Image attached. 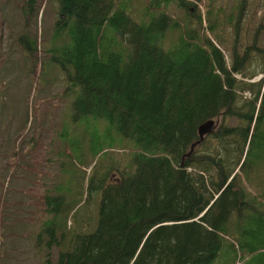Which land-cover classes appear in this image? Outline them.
I'll use <instances>...</instances> for the list:
<instances>
[{
  "label": "trees",
  "instance_id": "obj_1",
  "mask_svg": "<svg viewBox=\"0 0 264 264\" xmlns=\"http://www.w3.org/2000/svg\"><path fill=\"white\" fill-rule=\"evenodd\" d=\"M52 1L58 14L45 37L30 29L42 22L44 0L15 5L29 90L63 83L57 107L71 98L74 121L103 120L130 146L109 149L99 170L98 162L83 170L75 191L67 187L73 177L63 178L43 195L48 218L37 235L51 250L61 248L75 207L97 208L95 219L86 214L69 231L57 262L47 255L44 264H264V77L254 80L264 74V9L256 4L248 15L250 0H232L225 13L215 0L206 9L139 0L134 15L131 0ZM226 32H234L232 44ZM6 60L0 50V123L11 110L3 76L13 61ZM40 111L26 134L14 128L7 139L0 127V160L21 158L27 181L50 174L48 155L57 163L75 146L64 139L55 146L62 133L48 131L58 121ZM209 120L215 131L200 140L198 127ZM114 152L132 157L120 168Z\"/></svg>",
  "mask_w": 264,
  "mask_h": 264
},
{
  "label": "rangeland",
  "instance_id": "obj_2",
  "mask_svg": "<svg viewBox=\"0 0 264 264\" xmlns=\"http://www.w3.org/2000/svg\"><path fill=\"white\" fill-rule=\"evenodd\" d=\"M140 1L145 4L147 0ZM190 1L196 3L202 9H206L205 4L207 0L200 3L197 0ZM231 1L232 0H215L214 4L216 6L224 5L226 8L223 12L225 13L229 11L228 8L231 6ZM136 2L138 3L139 0H131V5L133 4V6H130V8H133L131 9L134 15H138L141 8V4L139 3L137 5ZM11 3L13 4L10 5ZM17 3L18 0H0V33L2 38L0 50L5 58L8 59L6 62L13 61V65L9 69L12 73L4 74L3 76L4 86L8 87L7 93L11 94L7 97L6 100L8 101L5 104L11 110L9 112L6 111V115L2 116L0 127L5 128V131H7V139L11 136L14 128H21V134H26L27 128L31 126V123L34 124V127L36 126L35 123L39 116L43 115L40 109L42 110L45 106L46 111H48L46 118L53 119L54 122L58 121L57 128L52 125L48 131V135L52 137L56 130L62 133L57 140H54L55 146L59 145L62 139L67 141V146H69V143H74L75 146L67 148V151L63 152L60 157H58L57 163L52 154L48 155L47 159H51L52 162H49L47 159L43 161L44 163L47 162L44 168H46L50 174L45 178L43 175L38 174L33 176L30 181L26 180L25 171H22V167L19 166L23 162L20 160L21 158L17 159V157L13 159L10 155L2 156L0 160V264H44L47 255H50L53 262H57L56 258L58 252L66 248V245L69 244V238H71L69 231H73V226L76 224H78L80 228L81 219H83L86 214L91 215V212H94L97 208L94 204L87 207L90 208L88 211L85 205L84 207L82 205L75 207L73 212L78 213L74 214L72 220H67L68 226H66V234L64 231L66 236L64 237L61 248L53 245L51 250L50 245L48 246L44 240L38 241L37 235L41 229L40 222L48 218L47 213L43 210V195L46 194V191L51 193L52 189L55 188L59 181L63 182V178L73 177L72 182H68L69 185L72 184L73 188L69 189V185H67V187L69 192H71V190L75 191V188L78 186V182H75V178L81 175L80 173H82L83 170L97 162L99 170V165L105 162L107 156H109V153H107L109 149L117 151L119 149H129L130 141L121 136L118 140L117 136L110 132V128L106 131L107 123L103 120L94 117L91 118V116H89L81 119V121H74L72 118L73 110H70L71 98L63 101V108L60 106L57 107L56 105L61 99V95L59 94L65 86L63 83L59 82L54 85V87H47L43 81H39L33 83L32 90H29L26 80L27 74L25 72L27 65L24 61L23 50L17 45L19 33L22 31V25H20L21 14L18 9L15 8ZM247 3L248 8H246V10L248 15H251V12L256 9L257 5L260 7L259 9H261V11L264 9V0L258 2L250 0ZM44 5L45 15H43L42 22L39 24L37 22V26L34 25L30 28L32 31L36 29L35 31L38 33V36L42 34L43 37H45L47 29L52 27L58 14L56 12L57 4L54 1L44 0L42 6ZM171 5L174 6L172 2ZM258 14L253 16V21L259 19ZM2 18H4V22L1 23ZM251 28L252 29L249 30L250 34L253 29H255L253 26H251ZM233 33L234 32H226L225 34L230 44H232ZM242 40L247 41L250 40V38H243L242 36ZM262 76L264 77V74H259L255 76L254 80H259ZM17 85L18 87H16ZM42 87L46 92L40 91ZM45 87H47V89ZM13 92L15 93L12 94ZM54 107L56 108L52 115V109H54ZM16 121L24 122V125L17 124ZM100 122L102 123L100 124ZM96 137L98 138V143L95 145L97 148L96 151H101L94 157V155L92 156V145ZM20 147L21 145L19 149ZM48 148H51V145H48ZM113 155L120 161V168L123 167L122 162L126 161L128 157H130V159L132 157L131 153H127V157H120V152H114ZM14 167H18L20 170L17 169L14 172ZM11 171L17 174V179H15L16 182L13 184L15 186H11L12 179L9 182V186L7 185L8 178L10 177L8 172L10 174ZM86 171H89V168ZM84 184L85 186L87 185L86 183ZM249 189H251V187H249ZM84 198L85 196L83 200ZM69 201H71L70 198ZM91 216L95 219L96 214L93 213ZM3 218L7 224L6 228L2 227L1 224Z\"/></svg>",
  "mask_w": 264,
  "mask_h": 264
},
{
  "label": "water",
  "instance_id": "obj_3",
  "mask_svg": "<svg viewBox=\"0 0 264 264\" xmlns=\"http://www.w3.org/2000/svg\"><path fill=\"white\" fill-rule=\"evenodd\" d=\"M215 122L214 120L206 121L204 124L199 125V137L202 140L207 134L213 133L215 131Z\"/></svg>",
  "mask_w": 264,
  "mask_h": 264
}]
</instances>
